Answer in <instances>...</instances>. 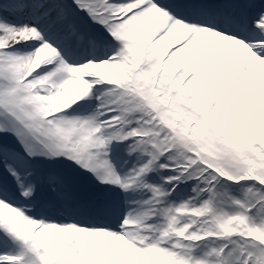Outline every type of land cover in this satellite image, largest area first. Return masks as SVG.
Masks as SVG:
<instances>
[{"label": "snow or ice", "instance_id": "snow-or-ice-1", "mask_svg": "<svg viewBox=\"0 0 264 264\" xmlns=\"http://www.w3.org/2000/svg\"><path fill=\"white\" fill-rule=\"evenodd\" d=\"M0 264H264V0H0Z\"/></svg>", "mask_w": 264, "mask_h": 264}, {"label": "rangeland", "instance_id": "rangeland-1", "mask_svg": "<svg viewBox=\"0 0 264 264\" xmlns=\"http://www.w3.org/2000/svg\"><path fill=\"white\" fill-rule=\"evenodd\" d=\"M100 71H104V70H100Z\"/></svg>", "mask_w": 264, "mask_h": 264}]
</instances>
